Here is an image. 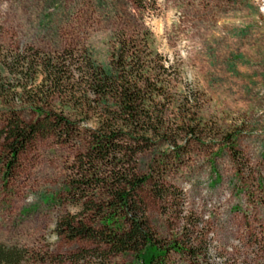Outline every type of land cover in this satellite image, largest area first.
Masks as SVG:
<instances>
[{"label":"rangeland","instance_id":"1","mask_svg":"<svg viewBox=\"0 0 264 264\" xmlns=\"http://www.w3.org/2000/svg\"><path fill=\"white\" fill-rule=\"evenodd\" d=\"M200 2L146 0L139 12L133 0H0V65L32 47L44 54L66 45L88 49L106 65L122 30L142 39L148 29L151 57L169 66L167 74L152 70L168 81L165 115L173 129L184 113L196 124L181 158L165 161L161 178L168 196L146 194L148 221L164 247L186 250L216 240L206 260L171 251V264H264V0ZM188 94L193 102L185 105ZM66 95L51 110L69 115ZM6 110L0 103V129ZM24 116L32 118L28 111ZM87 122L96 126L95 119ZM185 138L179 136L178 144ZM85 148L82 141L49 137L23 153L7 175L0 141V246L23 251L16 264H139L132 253L106 261L79 257L91 244L69 241L56 230L58 219L80 211L62 189ZM153 154L141 158L149 165Z\"/></svg>","mask_w":264,"mask_h":264},{"label":"trees","instance_id":"2","mask_svg":"<svg viewBox=\"0 0 264 264\" xmlns=\"http://www.w3.org/2000/svg\"><path fill=\"white\" fill-rule=\"evenodd\" d=\"M133 1L139 12L146 7V0ZM200 1L207 7L249 0ZM149 34L148 29H143L142 39H135L122 30L106 65L93 59L88 49L69 45L44 54L32 47L16 53L13 59L6 58V63L0 65V103L8 109L0 129V141L4 140L7 152V175L18 165L20 156L41 140L53 137L59 143L86 144L74 162L73 176L62 189L80 211L56 223V230L67 240L91 244L79 257L93 255L106 261L110 256L132 253L139 264H171L167 257L175 251L186 253L195 262V258L206 260L204 253L208 257L216 244V240H208L186 250L174 243L161 246L148 221L147 192L160 200L168 196L161 178L167 173L165 161L181 158L196 127L184 113L173 129L165 115L161 101L168 81L152 70L157 66L161 74H167L169 66L157 65L155 57H151ZM4 72L11 76L6 77ZM40 74L44 75L42 83L32 89ZM66 93L69 96L65 110L69 115L51 110ZM189 102L193 100L188 94L184 103ZM27 111L32 118H25ZM91 119H95V127L87 125ZM183 133L186 138L179 145ZM163 145L166 150H153ZM147 151H154L149 165L146 158H141ZM255 241L262 251L260 240ZM150 249L155 252L149 255ZM23 256L21 250L0 246L1 262L16 264Z\"/></svg>","mask_w":264,"mask_h":264},{"label":"built area","instance_id":"3","mask_svg":"<svg viewBox=\"0 0 264 264\" xmlns=\"http://www.w3.org/2000/svg\"><path fill=\"white\" fill-rule=\"evenodd\" d=\"M243 254H245L244 252H243V250H240ZM247 255H249V254H247ZM259 255H260V252H259ZM249 256H251V255H249Z\"/></svg>","mask_w":264,"mask_h":264}]
</instances>
